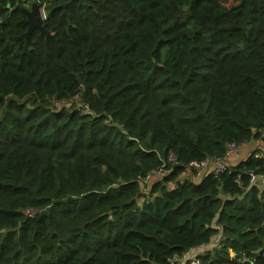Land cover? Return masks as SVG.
<instances>
[{"label": "trees", "instance_id": "obj_1", "mask_svg": "<svg viewBox=\"0 0 264 264\" xmlns=\"http://www.w3.org/2000/svg\"><path fill=\"white\" fill-rule=\"evenodd\" d=\"M251 141L264 0H0V264H264V149L181 175Z\"/></svg>", "mask_w": 264, "mask_h": 264}, {"label": "built area", "instance_id": "obj_2", "mask_svg": "<svg viewBox=\"0 0 264 264\" xmlns=\"http://www.w3.org/2000/svg\"><path fill=\"white\" fill-rule=\"evenodd\" d=\"M42 19L43 20L46 19V13L44 10H42ZM75 98H76L77 105L84 104L78 95ZM56 106L58 107L61 106V102L60 101L56 102ZM239 148H240V145L238 143L231 142L228 144L227 152L223 157H207L206 159H203L201 161H192L191 163H189L186 170L181 174L182 178L187 177V173H192V172L195 173L196 176H201V174L204 171L212 169L211 166L214 167L213 170L216 173L226 170L228 167V162H227L228 159L230 158V156L237 154L239 151ZM255 156L260 157L258 155H255ZM168 159L170 162L174 163L176 161V156L174 155V153L171 152L168 156ZM164 173L166 172L163 169V167L161 168L158 167L148 172L145 176L140 177V180L144 183H147L152 179V177L163 175ZM250 177H251V180L254 182L258 180L256 175H254L253 173H250ZM25 213L28 216L32 217L36 214V211L33 208L29 207L25 210ZM187 262H189V264H200L198 257L197 256L193 257L190 255V253L184 254L183 257L181 258L174 257L171 261V264H185Z\"/></svg>", "mask_w": 264, "mask_h": 264}, {"label": "water", "instance_id": "obj_3", "mask_svg": "<svg viewBox=\"0 0 264 264\" xmlns=\"http://www.w3.org/2000/svg\"><path fill=\"white\" fill-rule=\"evenodd\" d=\"M42 6L38 2L32 3L30 8H24V11L27 15V18L25 19V24H27L28 29L27 31L20 35L13 38L14 41H24V53L26 54L29 47L34 44L31 41V35L34 30L39 29L42 34L46 35L47 37H51V34L45 30L43 26V19L41 17L42 14ZM11 41H8L7 46L10 44Z\"/></svg>", "mask_w": 264, "mask_h": 264}, {"label": "crops", "instance_id": "obj_4", "mask_svg": "<svg viewBox=\"0 0 264 264\" xmlns=\"http://www.w3.org/2000/svg\"><path fill=\"white\" fill-rule=\"evenodd\" d=\"M258 145H263L264 146V141H251V142H249V143H247L245 145H242L240 147L238 153L236 155H234L233 157L231 156L228 159V164L229 165H232L231 164L232 162H230V161L236 162V161H240V159H243V158L247 157L248 154H251L252 153V152H249V151H251L253 147H256ZM237 155H239V156H237ZM207 171H209V170H207ZM207 171H205L204 173H206ZM189 175H191V174L190 173H187V176L188 177H191ZM201 177H203V173L201 174ZM190 253L193 254V255H198L199 252H198L197 249H195V250H192Z\"/></svg>", "mask_w": 264, "mask_h": 264}, {"label": "rangeland", "instance_id": "obj_5", "mask_svg": "<svg viewBox=\"0 0 264 264\" xmlns=\"http://www.w3.org/2000/svg\"><path fill=\"white\" fill-rule=\"evenodd\" d=\"M263 148H264L263 145H258V146H256V147H253L252 150L249 151V152H255V151H258V149H263ZM246 155H247V154H246ZM233 156H234V155H233ZM233 156H232V157H233ZM237 156H239V155H237ZM240 156H241V155H240ZM245 159H246V157L243 158V159H240V161H241V160H245ZM230 162H232L231 164L233 165V164H235V163H237V162H239V161H236V162H234V161H230ZM149 186H150V185H145V190L148 189ZM217 244H218V241H216L215 244L208 245V246H207V249L215 248V247H217ZM204 249H205V248H200V249H198V252H201V251H203Z\"/></svg>", "mask_w": 264, "mask_h": 264}, {"label": "clouds", "instance_id": "obj_6", "mask_svg": "<svg viewBox=\"0 0 264 264\" xmlns=\"http://www.w3.org/2000/svg\"><path fill=\"white\" fill-rule=\"evenodd\" d=\"M42 10H44V9H42ZM41 17H42V14H41ZM44 21V20H43Z\"/></svg>", "mask_w": 264, "mask_h": 264}]
</instances>
